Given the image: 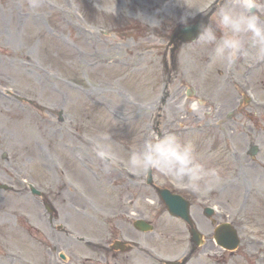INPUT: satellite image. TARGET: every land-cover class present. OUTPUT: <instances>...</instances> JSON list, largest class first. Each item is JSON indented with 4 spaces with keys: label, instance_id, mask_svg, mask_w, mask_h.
I'll list each match as a JSON object with an SVG mask.
<instances>
[{
    "label": "rangeland",
    "instance_id": "1",
    "mask_svg": "<svg viewBox=\"0 0 264 264\" xmlns=\"http://www.w3.org/2000/svg\"><path fill=\"white\" fill-rule=\"evenodd\" d=\"M29 2L0 0V183L11 187L0 189V264H55L59 253H75L73 237L49 225L45 199L74 227L76 205L92 210L87 200L151 196L147 173L127 171L124 161L167 134L192 143L221 179L200 195L156 172L154 183L201 205L216 202L231 217L242 209L263 256L249 264H264V57L247 36L245 54L228 65L211 62V46L170 44L185 12L211 13L215 28L219 4L238 0H39V9ZM244 95L252 100L241 102ZM102 135L110 136L104 160L96 155ZM251 145L260 148L255 158Z\"/></svg>",
    "mask_w": 264,
    "mask_h": 264
},
{
    "label": "clouds",
    "instance_id": "2",
    "mask_svg": "<svg viewBox=\"0 0 264 264\" xmlns=\"http://www.w3.org/2000/svg\"><path fill=\"white\" fill-rule=\"evenodd\" d=\"M29 7L39 9V0H30ZM198 14L204 16L198 10L187 11L179 22L185 29H190V21ZM215 25L214 28L209 23L201 22L197 25L195 38L201 45L212 47L210 60L213 64H232L241 54H245L246 36L257 56L264 57V6L257 0H238L237 7L221 2L216 11ZM108 140L110 136L102 135L101 142L97 145L96 155L101 160L109 155L103 143ZM124 165L131 173L156 172L170 177L196 195L211 191L221 179L216 168L208 167L197 159L192 143L182 142L174 134L144 141L138 148L130 151ZM131 264L145 262L142 258L133 256Z\"/></svg>",
    "mask_w": 264,
    "mask_h": 264
},
{
    "label": "flooded vegetation",
    "instance_id": "3",
    "mask_svg": "<svg viewBox=\"0 0 264 264\" xmlns=\"http://www.w3.org/2000/svg\"><path fill=\"white\" fill-rule=\"evenodd\" d=\"M131 212L134 213L129 207L123 208V213ZM135 213L138 214L136 219L145 218V210L136 209ZM151 217L153 219L148 220L154 223L155 229L151 234L137 229L134 226L136 219H132L129 215L119 216L115 213L107 220H98L99 224L95 226V235L89 241L93 250L89 257L80 251L75 254L77 261H79L78 264H131V257L133 256L142 258L145 264H167L166 250L170 249L169 253H172L173 247V253L176 257L171 259H182L187 254H193L194 243L192 238L186 234L189 227L184 222L161 225L160 222L154 220L161 218L160 216ZM237 227L243 228L240 222H237ZM244 242V247L240 250L243 254L251 251L250 244L247 241ZM187 256L183 263L191 264L192 257Z\"/></svg>",
    "mask_w": 264,
    "mask_h": 264
},
{
    "label": "bare ground",
    "instance_id": "4",
    "mask_svg": "<svg viewBox=\"0 0 264 264\" xmlns=\"http://www.w3.org/2000/svg\"><path fill=\"white\" fill-rule=\"evenodd\" d=\"M262 60H264V59H262ZM159 108H161L160 105L156 106V108L154 109V111H155V113H156V117H157L156 120H158V121L161 122L162 120H164V115L162 114L163 112H162ZM159 124H160V123H159ZM159 124H157V126H158ZM178 133H180L179 130H178ZM262 170H263V169H262Z\"/></svg>",
    "mask_w": 264,
    "mask_h": 264
},
{
    "label": "water",
    "instance_id": "5",
    "mask_svg": "<svg viewBox=\"0 0 264 264\" xmlns=\"http://www.w3.org/2000/svg\"><path fill=\"white\" fill-rule=\"evenodd\" d=\"M183 32H188V34H192L195 35L197 33V25L196 26H192L190 29H182Z\"/></svg>",
    "mask_w": 264,
    "mask_h": 264
}]
</instances>
